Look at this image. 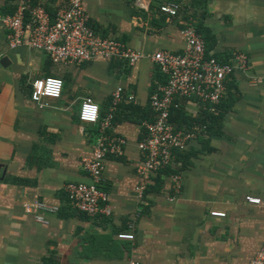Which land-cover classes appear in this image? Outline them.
<instances>
[{
	"label": "crops",
	"instance_id": "1",
	"mask_svg": "<svg viewBox=\"0 0 264 264\" xmlns=\"http://www.w3.org/2000/svg\"><path fill=\"white\" fill-rule=\"evenodd\" d=\"M65 1L0 0V264H42L45 259L55 264H128L130 259L141 264H249L264 243V0L208 1L204 26L213 36L211 52L225 62L246 53L249 66L228 79L235 86L224 97L223 105L231 106L221 133L208 137L203 132L192 140L182 162L177 159L174 165L179 169L186 163L180 175L165 176L161 183L155 174L143 195L140 143L145 123L153 120L150 96L160 77L151 56L185 50L183 30L197 23L202 4L87 0L95 30L142 54L133 66L103 57L56 63L44 52L9 47L2 23L6 15L22 3L56 14ZM172 1L181 5L176 17L160 10ZM49 76L64 80L63 93L39 108L30 100L32 82ZM119 87L124 99L105 134L127 144L122 155H109L101 185L112 215L74 214L65 187L91 183L83 160L94 157ZM87 96L100 106L98 124L80 119ZM180 104L194 119L204 113L205 105L197 100ZM248 195L260 204L245 202ZM36 201L59 207L57 215L47 217L48 225L25 212V204ZM212 212L225 217L212 218ZM121 233L134 234L135 240H121Z\"/></svg>",
	"mask_w": 264,
	"mask_h": 264
},
{
	"label": "built area",
	"instance_id": "2",
	"mask_svg": "<svg viewBox=\"0 0 264 264\" xmlns=\"http://www.w3.org/2000/svg\"><path fill=\"white\" fill-rule=\"evenodd\" d=\"M87 0H66L65 5L51 14L44 6H32L22 3L14 14L2 19L9 47H25L30 50L46 53L58 62H90L97 57L108 60L122 59L129 65H135L142 54L116 37L101 35L90 24V15L86 11ZM181 10L177 1L161 7V11L176 17ZM186 48L182 53L161 51L151 56L152 61L166 78L159 83L150 96V107L153 120L145 123V138L140 143L144 161L138 169L142 178L141 194L150 185L155 174L176 164L177 156L188 150L192 140L201 135L205 126L195 124L190 128H178L172 121V110L180 108L182 100H197L209 106L215 112L227 92V82L237 70L248 68L250 59L246 53L238 52L232 61L226 63L206 55L202 36L191 23L183 30ZM30 100L39 108L45 107V100H57L62 96L64 80L61 77L49 76L37 78L32 82ZM124 89L119 87L114 95L111 113L102 125L103 135L100 138L94 157L85 158L83 166L91 183L72 182L66 185L69 206L73 211L90 217H110L112 210L108 204V195L101 185L104 181L106 161L109 155H122L127 142L124 139L105 134L113 122L114 114L123 101ZM129 102L134 96H129ZM80 119L87 124H98L101 110L91 96L83 99L80 107ZM176 190H180L176 176ZM245 202L259 205L261 200L254 196H245ZM59 207H51L43 201L25 204V212L32 215L38 224L48 225L47 217L57 215ZM212 218L224 219L225 213L212 212ZM133 228V227H132ZM121 240L134 241L135 235L121 233ZM128 264H141L130 259ZM249 264H264V243Z\"/></svg>",
	"mask_w": 264,
	"mask_h": 264
},
{
	"label": "trees",
	"instance_id": "3",
	"mask_svg": "<svg viewBox=\"0 0 264 264\" xmlns=\"http://www.w3.org/2000/svg\"><path fill=\"white\" fill-rule=\"evenodd\" d=\"M209 0H200V3L202 4V14H200V18L197 20V23H194L193 25L195 26L197 32L202 36L204 39V44H205V52L206 55H211L215 58H217L219 61H222L220 57H218L216 54L212 53V49L214 46V40L211 32L209 31L208 28L204 26V19L205 16L207 15V3ZM36 6V5H33ZM17 9V8H16ZM15 10L11 11L10 14H14ZM161 10V9H160ZM53 15V14H52ZM226 63L225 61H222ZM160 77L158 78L159 83H164L166 81V78L161 74L159 71ZM163 76V78H162ZM235 86V82H232L231 84H227L228 90L233 88ZM1 92V90H0ZM224 99L221 101V103L217 106H215L216 111L215 112H210L209 111V106H205L204 113L203 115L198 118L194 119L192 116L188 115L187 112L184 111L183 107L180 106V108H174L172 110V121L177 123L178 128H183V126L187 127H192L195 124H201L205 126L204 130V135H207L208 137L219 135L221 133L222 129V121L224 119V115L226 111L230 108L231 105L226 104V106L223 105ZM152 114V113H151ZM114 121V119H113ZM184 153V152H183ZM183 153H179L177 156V159L182 162L183 158ZM186 167V163L183 164V167L181 168H175V166L169 167L167 169H164L159 172L158 176V182L164 183L163 178L165 176L170 177L172 175H180L182 169ZM163 180V181H161ZM69 209L71 207L69 206ZM73 211V210H72ZM76 211H73L74 214ZM79 213V212H77ZM42 264H55L53 259H45Z\"/></svg>",
	"mask_w": 264,
	"mask_h": 264
},
{
	"label": "rangeland",
	"instance_id": "4",
	"mask_svg": "<svg viewBox=\"0 0 264 264\" xmlns=\"http://www.w3.org/2000/svg\"><path fill=\"white\" fill-rule=\"evenodd\" d=\"M182 12H183V11H182ZM182 12H181V13H182ZM186 15H187V17H188V18H190L192 14H191V15H190V14H189V15H188V14H186Z\"/></svg>",
	"mask_w": 264,
	"mask_h": 264
}]
</instances>
